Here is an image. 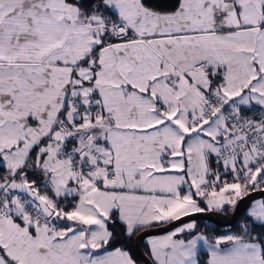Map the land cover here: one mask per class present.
I'll return each mask as SVG.
<instances>
[{"label": "snow or ice", "instance_id": "obj_1", "mask_svg": "<svg viewBox=\"0 0 264 264\" xmlns=\"http://www.w3.org/2000/svg\"><path fill=\"white\" fill-rule=\"evenodd\" d=\"M253 192L264 0H0V264H264Z\"/></svg>", "mask_w": 264, "mask_h": 264}, {"label": "water", "instance_id": "obj_2", "mask_svg": "<svg viewBox=\"0 0 264 264\" xmlns=\"http://www.w3.org/2000/svg\"><path fill=\"white\" fill-rule=\"evenodd\" d=\"M264 196V194L260 193V192H253L251 193L249 196L245 197L243 199L244 202H247L249 203L250 201H252L253 199H256V198H260ZM241 205V202H237L235 208H234V211H233V215L231 218L227 219V220H218L217 218H214L212 216H209L207 214H195L194 216L192 217H186L185 220H192V219H195V220H198V219H206V220H209V221H212L213 223H216V224H219L221 226H227V225H230L232 223H234L238 216H239V213H238V207ZM177 223H180V222H177ZM173 226L172 225H169L168 228H172ZM168 229H165V228H160V229H151L149 230L147 233H142L141 235H143L145 237V240L147 238V236L149 235H152V236H155V235H161V234H165V232L167 231ZM145 240H141L139 243H137L135 241V251H136V254L137 256L145 263V264H150V260H149V257L148 255L146 254L145 252V249H144V244H145Z\"/></svg>", "mask_w": 264, "mask_h": 264}, {"label": "trees", "instance_id": "obj_3", "mask_svg": "<svg viewBox=\"0 0 264 264\" xmlns=\"http://www.w3.org/2000/svg\"><path fill=\"white\" fill-rule=\"evenodd\" d=\"M253 118H259L258 114H257V116H255ZM238 202H241V205L238 207L239 216L234 223L227 225V226H221L219 224L213 223L212 221H209L206 219H198V220H196L198 227L201 228L202 230L206 231V232L210 231L212 234H216V235H223V234H226L229 232H237L239 229L240 223L247 219L245 213H246V209L249 207V203L244 202L243 200L238 201ZM202 206H204V205H202ZM228 210H230L232 215H233L234 209L232 207H230L229 205H225L224 209H222L221 211L230 212ZM117 230H120V229H117ZM257 230H259V229H257ZM130 247H131V251H132L134 258L138 261V263L145 264L136 254L135 241L131 242ZM144 249H145V252L147 254L148 251L145 247V244H144ZM201 258L206 260L207 257L205 255H202Z\"/></svg>", "mask_w": 264, "mask_h": 264}, {"label": "rangeland", "instance_id": "obj_4", "mask_svg": "<svg viewBox=\"0 0 264 264\" xmlns=\"http://www.w3.org/2000/svg\"><path fill=\"white\" fill-rule=\"evenodd\" d=\"M203 207V206H202ZM231 207V206H230ZM228 211H230V210H228ZM231 213V211L230 212H223V211H221V210H219V211H216V210H205V212H203V213H198V214H207V215H209V216H212V217H214V218H217L218 220H227V219H229V218H231L232 217V213ZM161 235H163V234H161ZM224 235V234H223ZM155 236H157V235H155ZM147 239V238H146ZM146 241V240H145ZM138 264H142V263H138Z\"/></svg>", "mask_w": 264, "mask_h": 264}, {"label": "crops", "instance_id": "obj_5", "mask_svg": "<svg viewBox=\"0 0 264 264\" xmlns=\"http://www.w3.org/2000/svg\"><path fill=\"white\" fill-rule=\"evenodd\" d=\"M145 247H146V249H147V251H148V248H147V244H146V242H145Z\"/></svg>", "mask_w": 264, "mask_h": 264}]
</instances>
